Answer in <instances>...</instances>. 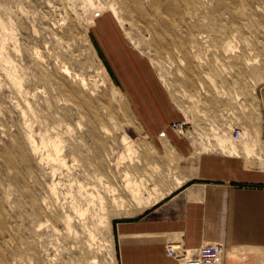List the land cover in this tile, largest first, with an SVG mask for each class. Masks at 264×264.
Instances as JSON below:
<instances>
[{
  "label": "rangeland",
  "instance_id": "374dc122",
  "mask_svg": "<svg viewBox=\"0 0 264 264\" xmlns=\"http://www.w3.org/2000/svg\"><path fill=\"white\" fill-rule=\"evenodd\" d=\"M103 13L177 136L264 137V0H0V264H117L112 223L137 216L135 182L144 201L185 167L154 150L91 44Z\"/></svg>",
  "mask_w": 264,
  "mask_h": 264
},
{
  "label": "crops",
  "instance_id": "0c3cea01",
  "mask_svg": "<svg viewBox=\"0 0 264 264\" xmlns=\"http://www.w3.org/2000/svg\"><path fill=\"white\" fill-rule=\"evenodd\" d=\"M89 38L113 82L130 98L154 150L185 163L176 186L157 188L162 199L112 223L117 264H177L165 254L168 244L187 251L217 244L225 250L222 264H264V158L243 153L245 144L253 148V138H222L220 145L177 136L170 125L181 117L146 61L127 47L110 13L95 17ZM257 140L264 144V137Z\"/></svg>",
  "mask_w": 264,
  "mask_h": 264
},
{
  "label": "built area",
  "instance_id": "2783aa9c",
  "mask_svg": "<svg viewBox=\"0 0 264 264\" xmlns=\"http://www.w3.org/2000/svg\"><path fill=\"white\" fill-rule=\"evenodd\" d=\"M170 127L179 135L185 133V124L182 122L172 123ZM225 138L232 139L236 142L245 137L242 136L240 129H235L229 137ZM224 253V247L217 244H205L194 251H187L171 244L165 246L166 256L175 260L177 264H222Z\"/></svg>",
  "mask_w": 264,
  "mask_h": 264
},
{
  "label": "bare ground",
  "instance_id": "6f19581e",
  "mask_svg": "<svg viewBox=\"0 0 264 264\" xmlns=\"http://www.w3.org/2000/svg\"><path fill=\"white\" fill-rule=\"evenodd\" d=\"M115 15V14H114ZM116 17V16H115ZM117 18V17H116ZM117 20H118V22L123 26V24H122V22H121V20L119 19V18H117ZM120 25V26H121ZM207 139H215V140H217L218 141V143L220 144V145H222V138H217V137H213V138H210V137H206ZM258 138V137H257ZM257 138H253L252 139V141H253V144H254V146H255V149H257V153L259 154V153H263L264 154V148H263V145H262V143L259 141V140H257ZM224 144V143H223ZM222 147V146H221ZM220 148V147H219ZM249 147H248V144H245V147L243 148L244 149V152H245V150L246 149H248ZM225 150V149H224ZM233 150L235 151V149L233 148ZM230 152H231V150H230ZM232 153V152H231ZM257 153H255V154H257ZM262 156V155H261ZM182 182H179L178 181V184H181ZM142 181H139V182H135V185L137 186V188L136 187H134L133 188V191H135V194H134V196H133V199H134V203H136L135 204V211L136 212H142V210L144 211V209H147V208H149V207H151L152 205H154L155 203H157L160 199H162L164 196V194H161V193H159L158 192V190H156L155 188H153L152 189V194H153V196H151V198H148V199H146V200H144V201H137L136 202V199H137V192L139 191V189L140 188H142ZM146 186V185H145ZM150 199H152V201H150Z\"/></svg>",
  "mask_w": 264,
  "mask_h": 264
}]
</instances>
